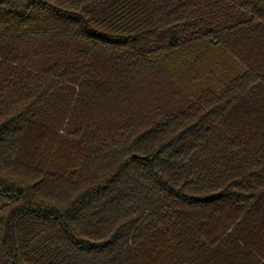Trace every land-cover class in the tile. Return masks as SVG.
<instances>
[{
    "label": "trees",
    "instance_id": "1",
    "mask_svg": "<svg viewBox=\"0 0 264 264\" xmlns=\"http://www.w3.org/2000/svg\"><path fill=\"white\" fill-rule=\"evenodd\" d=\"M0 264H264V0H0Z\"/></svg>",
    "mask_w": 264,
    "mask_h": 264
},
{
    "label": "rangeland",
    "instance_id": "2",
    "mask_svg": "<svg viewBox=\"0 0 264 264\" xmlns=\"http://www.w3.org/2000/svg\"><path fill=\"white\" fill-rule=\"evenodd\" d=\"M5 202V199L0 197V205L3 204Z\"/></svg>",
    "mask_w": 264,
    "mask_h": 264
}]
</instances>
